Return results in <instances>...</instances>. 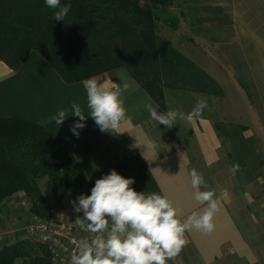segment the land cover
<instances>
[{"label":"crops","instance_id":"crops-1","mask_svg":"<svg viewBox=\"0 0 264 264\" xmlns=\"http://www.w3.org/2000/svg\"><path fill=\"white\" fill-rule=\"evenodd\" d=\"M209 1L204 11L210 12L208 22L212 20V68L202 59L196 38L189 39L185 34L197 28L201 21L186 26L182 17L171 23L169 18L153 15L160 22L157 24L155 43L164 110L152 101L123 67L110 68L93 76L119 85H122V81L129 83L128 91L121 96L127 122L119 132H101L88 116L86 106L83 81L92 76L65 83L31 49L17 68H11L0 60V117L19 116L58 133L87 177L96 175L124 157L137 155L160 194L167 196L179 210L178 218L183 220L193 212H202L204 205L195 201L193 196L192 169H196L205 181L206 187L202 186L200 190L207 191L213 190L210 178L220 175L217 172L219 168L226 174L225 170L238 163L242 176L253 179L263 173L264 161L263 126L256 115L251 116L248 103L242 105L240 120L232 119L235 108L231 107L223 108L224 114L228 109V116L212 115V110L216 113L221 110L212 109L208 103L211 99L227 101L225 83L233 84L232 69L223 70V66L231 62L228 53L223 51L227 48L239 49L243 53L242 64L256 66L254 79L264 81V0ZM246 80H249V76ZM198 97L207 101V111L202 117L192 121L177 119L172 128L152 120L145 107L147 103H152L161 112L175 109L188 114ZM73 101L82 106L86 116L82 122L86 126L77 129L78 137L70 129L79 121V117L69 116L60 126L55 122L41 123L49 121L60 109H69L71 115ZM138 135L155 141L156 150L142 155L146 149L131 148L135 142L132 136ZM223 145L229 147L228 158L225 157ZM226 159L230 164L225 163ZM37 185L50 206V219L76 224V212L75 218L69 221L60 209L68 191L64 189L62 199L60 202L53 201L55 206L52 207L40 185ZM236 187L230 185L213 190L220 200V210L213 218L214 230L211 233L196 229L186 231L185 246L167 264H263L258 237L261 231L264 232V213L256 214L250 210L242 213V207L253 205V201L248 200V193H241ZM261 204L263 210L264 203ZM27 208L28 199L21 191H15L0 201V244L24 238L22 219L32 217ZM11 264H21V259L14 257Z\"/></svg>","mask_w":264,"mask_h":264},{"label":"trees","instance_id":"trees-1","mask_svg":"<svg viewBox=\"0 0 264 264\" xmlns=\"http://www.w3.org/2000/svg\"><path fill=\"white\" fill-rule=\"evenodd\" d=\"M167 2L61 0L72 7L58 22L44 0H0V60L17 68L32 49L65 83L120 66L164 110L155 43L157 19L152 10ZM111 170L134 179L131 187L137 192L160 194L137 155L87 177L58 133L19 116L0 117V201L21 191L28 199V211L47 220L52 213L38 178H47L55 202H60L66 189L73 205L80 195H90L95 181ZM76 215L83 217L82 212ZM14 257L21 264H48L45 247L27 238L0 244V264H11Z\"/></svg>","mask_w":264,"mask_h":264},{"label":"clouds","instance_id":"clouds-1","mask_svg":"<svg viewBox=\"0 0 264 264\" xmlns=\"http://www.w3.org/2000/svg\"><path fill=\"white\" fill-rule=\"evenodd\" d=\"M47 8L54 10L53 19L64 21L71 10V3L61 4V0H44ZM103 81V82H102ZM109 83L96 76L83 81L86 90L89 117L101 132H119L127 122L124 100L121 96L130 85ZM150 118L158 124L172 128L177 119L192 121L202 117L207 101L197 99L192 111L185 114L175 109L158 111L152 103L145 105ZM69 109H60L49 118L60 126L69 117H79L70 129L79 136L77 129L86 125L84 109L75 101ZM131 148L146 149L142 155L155 151V141L145 136H132ZM239 164H233L230 171L234 175ZM191 187L195 201L204 205L202 212H193L181 220L179 210L167 197L158 193L137 192L131 187L132 178H125L117 171L95 181L90 195H80L73 201L74 211L83 213L75 223L93 234L91 239H81L74 251L71 264H167L177 256L186 244L184 233L191 229L211 233L214 230L213 218L220 210V200L213 190L201 191L205 181L196 169H192ZM224 195H227L225 190Z\"/></svg>","mask_w":264,"mask_h":264},{"label":"rangeland","instance_id":"rangeland-1","mask_svg":"<svg viewBox=\"0 0 264 264\" xmlns=\"http://www.w3.org/2000/svg\"><path fill=\"white\" fill-rule=\"evenodd\" d=\"M209 4H210L209 0H168V2L162 5L160 9L154 8L152 10V14L162 19L169 18L168 20L171 23H173L175 20L178 21V19L182 17L185 21L184 23L186 24V26H188L189 23L192 24L194 22H197V20L201 21V23H199V26L197 28L194 27L189 32L186 31L185 34L188 35L189 39L196 38L198 43L197 46L201 48L202 59H204L206 63H209L210 68H212V20L208 22L211 16L209 15L210 12L204 11L205 8L209 6ZM158 23L160 22H157V24ZM156 31H158V25ZM223 51L228 53L231 59L230 64L223 66V70L224 68L225 70L228 71L232 69L231 72L233 76V84L230 82L225 83L227 84L225 89L228 92L227 101L219 100V99L217 102L212 101V99L208 100V103L212 105L211 107L212 109L217 108L221 110L218 113L212 110V115L214 114L218 116L224 115V117L225 115L228 116L230 115V113H228V109L226 110L227 114H224L223 108L231 107V108H235V112L231 114L232 119L240 120V118L238 117L241 114L240 111L242 105L244 106V103L246 102L249 105L251 116H253V114L256 115V118L263 126V130H264V81H258L254 79V77H256V75H254V68H256V66L242 64L243 53L241 54V51L239 49L230 47ZM219 67H221V65H219ZM248 76H249V80H246ZM240 84L246 87V91L243 90ZM206 111L207 110L205 108L203 113ZM222 148L224 150L225 157L227 158L230 157L229 147L227 145H223ZM227 160L228 159H226L225 160L226 162L225 161L224 162L226 164L228 163L230 164V162ZM262 168H263L262 170L263 173L259 177H254L253 179L242 176L241 169H239V171H237L233 175L230 170L228 169L225 170L226 172L225 174L224 171H222L223 169L219 168L217 172H220V175L215 177L213 176L212 179L210 178V181L212 180V189L214 190L215 188L220 189L228 186L230 187V185L237 186L236 189L238 191H240L241 193L242 191H245V194L248 193L249 195L248 200L253 201V205H245V207H242V210L240 209L241 212L245 213L247 210H250L251 212L256 214L257 212L264 213V209L262 210L261 208L263 205L261 203H264V161L262 162ZM37 183L40 185L41 190L44 192L45 196L47 197L52 207H54L55 202H53L54 200L52 198L50 186L48 187L49 193L46 190L48 184H50L47 178L46 177L38 178ZM246 199L247 198H245V200ZM260 208L262 211L260 210ZM60 209H62L64 217L67 220L70 221L75 218L74 207L71 204L70 197L68 194L64 196L60 204ZM0 219H2L1 214H0ZM27 220L28 218L22 219V224H21L22 229L26 224ZM0 236H2L1 229H0ZM258 242L260 246L259 249L260 260L261 263L263 262L264 264V232L262 233V231H261V235H259L258 237Z\"/></svg>","mask_w":264,"mask_h":264},{"label":"built area","instance_id":"built-area-1","mask_svg":"<svg viewBox=\"0 0 264 264\" xmlns=\"http://www.w3.org/2000/svg\"><path fill=\"white\" fill-rule=\"evenodd\" d=\"M24 238L42 244L47 251L48 264H71L78 242L91 239V233L78 224L32 215L23 227Z\"/></svg>","mask_w":264,"mask_h":264}]
</instances>
